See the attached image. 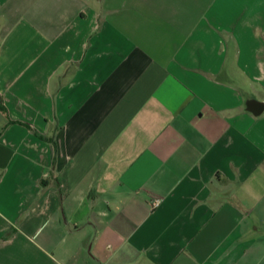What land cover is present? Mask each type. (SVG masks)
I'll return each mask as SVG.
<instances>
[{
	"label": "crops",
	"instance_id": "1",
	"mask_svg": "<svg viewBox=\"0 0 264 264\" xmlns=\"http://www.w3.org/2000/svg\"><path fill=\"white\" fill-rule=\"evenodd\" d=\"M253 101L264 0H0V264H264Z\"/></svg>",
	"mask_w": 264,
	"mask_h": 264
},
{
	"label": "water",
	"instance_id": "2",
	"mask_svg": "<svg viewBox=\"0 0 264 264\" xmlns=\"http://www.w3.org/2000/svg\"><path fill=\"white\" fill-rule=\"evenodd\" d=\"M249 109L255 114V115H260L264 111V105L262 103L258 102H250L248 104Z\"/></svg>",
	"mask_w": 264,
	"mask_h": 264
},
{
	"label": "trees",
	"instance_id": "3",
	"mask_svg": "<svg viewBox=\"0 0 264 264\" xmlns=\"http://www.w3.org/2000/svg\"><path fill=\"white\" fill-rule=\"evenodd\" d=\"M0 109H1L2 111L6 112V110H5L2 106H0Z\"/></svg>",
	"mask_w": 264,
	"mask_h": 264
},
{
	"label": "built area",
	"instance_id": "4",
	"mask_svg": "<svg viewBox=\"0 0 264 264\" xmlns=\"http://www.w3.org/2000/svg\"><path fill=\"white\" fill-rule=\"evenodd\" d=\"M154 204H155V206H156V205L158 204V201H156Z\"/></svg>",
	"mask_w": 264,
	"mask_h": 264
}]
</instances>
